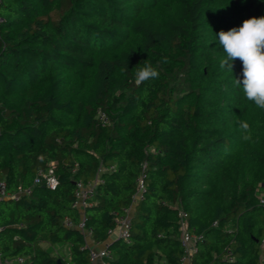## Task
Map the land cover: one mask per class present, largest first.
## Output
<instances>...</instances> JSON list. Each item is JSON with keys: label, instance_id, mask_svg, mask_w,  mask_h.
Wrapping results in <instances>:
<instances>
[{"label": "trees", "instance_id": "obj_1", "mask_svg": "<svg viewBox=\"0 0 264 264\" xmlns=\"http://www.w3.org/2000/svg\"><path fill=\"white\" fill-rule=\"evenodd\" d=\"M0 16V181L13 194L50 163L59 180L0 198L5 257L91 264L64 219L81 218L75 181L112 165L83 210L95 242L127 214L139 177L144 191L110 264H178L180 210L202 235L189 264H264V109L235 86L239 60L219 67L216 37L264 16V0H2ZM146 60L159 78L137 86Z\"/></svg>", "mask_w": 264, "mask_h": 264}, {"label": "built area", "instance_id": "obj_2", "mask_svg": "<svg viewBox=\"0 0 264 264\" xmlns=\"http://www.w3.org/2000/svg\"><path fill=\"white\" fill-rule=\"evenodd\" d=\"M0 0V5H1ZM2 17L0 16V22L2 21ZM96 119L102 124L109 123L108 115L102 111L97 110ZM114 167L110 166H100L98 169V175L95 179L89 183H83L82 181H75V202L73 206H76L81 210V218L78 223L75 225L70 221L68 218L64 219V224L70 227H76L84 236L85 244L81 247L89 249V256L90 259L93 260L95 258L101 259V264H110L112 259V253L108 249V246H104L103 249L96 251L90 248L87 245L86 237L91 236V229L86 226L85 223V216H84V208L90 206L92 202V197L95 192L96 185L102 182L100 178V173L103 171L112 170ZM137 189L136 192L133 194L132 203L131 205L136 204L141 198L144 191V186L141 177L137 179ZM59 184L58 177L56 176L55 169L53 163H50L45 169H40L36 172L32 185L26 188H19L13 194H10L6 191V184L4 180L0 181V198H7V197H15L18 198L20 195H28L31 192V189L34 185H44L50 189H56ZM260 203L264 204V196H260L259 199ZM129 210V209H128ZM127 214L124 215H116L115 216V226L109 230V234L113 231L114 228L118 229V238H122L124 241H129V234H130V218ZM178 216L180 218V243L184 248L183 256L180 258L178 264H189L190 258L193 253L196 251V243L198 240L202 239V235L193 232L187 228L186 223V212L180 210L178 212ZM216 222H213L215 224ZM262 246H264V239H262ZM26 257L17 255V256H9L5 257L3 253L0 251V264H24L26 262Z\"/></svg>", "mask_w": 264, "mask_h": 264}, {"label": "clouds", "instance_id": "obj_3", "mask_svg": "<svg viewBox=\"0 0 264 264\" xmlns=\"http://www.w3.org/2000/svg\"><path fill=\"white\" fill-rule=\"evenodd\" d=\"M216 37L224 53L219 60V67L232 72L233 61L239 60L242 63V79H234L235 86L242 87L244 99L264 109V16L245 19L239 27L221 30ZM163 62L167 63L166 60ZM159 75L157 68L146 60L142 66L135 68L134 82L139 86L159 78ZM238 123L242 139L250 140L252 129L249 123L244 120Z\"/></svg>", "mask_w": 264, "mask_h": 264}, {"label": "crops", "instance_id": "obj_4", "mask_svg": "<svg viewBox=\"0 0 264 264\" xmlns=\"http://www.w3.org/2000/svg\"><path fill=\"white\" fill-rule=\"evenodd\" d=\"M133 210H134V205H131L129 210H128L129 218L131 217ZM115 239H118V229L117 228L113 229V231L109 234L108 238L105 241L95 242L91 236H88V237H86V242L90 248H92L93 250L99 251V250L103 249L104 246L105 247L108 246V244L111 243L112 241H114ZM53 253H54V255L61 256L64 259L70 261V253H69L68 249H66V248H62V249L61 248H54ZM90 263L91 264H101V259H99V258H95L93 260L90 259ZM70 264H72V263L70 262Z\"/></svg>", "mask_w": 264, "mask_h": 264}, {"label": "water", "instance_id": "obj_5", "mask_svg": "<svg viewBox=\"0 0 264 264\" xmlns=\"http://www.w3.org/2000/svg\"><path fill=\"white\" fill-rule=\"evenodd\" d=\"M57 264H64L60 259L56 260Z\"/></svg>", "mask_w": 264, "mask_h": 264}, {"label": "rangeland", "instance_id": "obj_6", "mask_svg": "<svg viewBox=\"0 0 264 264\" xmlns=\"http://www.w3.org/2000/svg\"><path fill=\"white\" fill-rule=\"evenodd\" d=\"M55 253V252H54Z\"/></svg>", "mask_w": 264, "mask_h": 264}]
</instances>
